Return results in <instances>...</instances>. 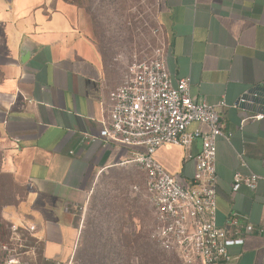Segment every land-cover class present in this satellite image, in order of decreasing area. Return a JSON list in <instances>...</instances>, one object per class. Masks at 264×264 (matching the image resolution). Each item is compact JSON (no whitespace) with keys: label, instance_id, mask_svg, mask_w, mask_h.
<instances>
[{"label":"crops","instance_id":"obj_1","mask_svg":"<svg viewBox=\"0 0 264 264\" xmlns=\"http://www.w3.org/2000/svg\"><path fill=\"white\" fill-rule=\"evenodd\" d=\"M157 17L172 84L189 79L192 100L227 105L221 115L229 138L216 141V223L223 227L234 214L255 229L230 249L229 264H264V179L252 190L231 189L235 173L264 178V118L248 119L264 115V102L233 107L254 93L264 99V0H158ZM121 84L108 75L73 4L0 0L1 169L24 189L3 216L35 227L28 234L47 261L71 264L81 234L76 210L94 181L144 152L100 137L109 92ZM195 129L207 131L195 123L187 131ZM200 147L199 140L164 145L154 159L190 184Z\"/></svg>","mask_w":264,"mask_h":264},{"label":"built area","instance_id":"obj_2","mask_svg":"<svg viewBox=\"0 0 264 264\" xmlns=\"http://www.w3.org/2000/svg\"><path fill=\"white\" fill-rule=\"evenodd\" d=\"M189 82L180 79L172 84L162 49L135 61L122 84L109 92L111 108L100 137L144 149L136 152L130 162L144 173L143 194L154 217L150 238L161 250L177 255L187 264H229L230 249L241 246L243 233L255 229L241 226L234 214L223 227L216 223V141L229 138L221 115L227 105L224 101L211 105L192 100ZM245 98L233 107L240 108ZM262 118L264 115L248 117ZM193 123L206 126L207 131H187ZM194 140H199L201 147L192 157V181L184 184L159 165L154 154L164 145L187 148ZM245 166L240 158V167ZM261 179L264 178L253 173L246 177L235 173L231 189L236 192L244 185L252 190ZM18 228L29 234L35 229L12 225V234Z\"/></svg>","mask_w":264,"mask_h":264},{"label":"rangeland","instance_id":"obj_3","mask_svg":"<svg viewBox=\"0 0 264 264\" xmlns=\"http://www.w3.org/2000/svg\"><path fill=\"white\" fill-rule=\"evenodd\" d=\"M65 1L78 8L84 34L108 75L119 84L132 63L165 47L157 17L158 0ZM2 158L0 145V196L4 205L0 226L9 224L4 211L15 206L24 192L2 173ZM143 184L144 175L134 164L106 171L94 181L87 202L76 210L81 234L71 264H143L138 257H127L124 252L125 247L133 249L137 244L161 253V264H187L177 255L157 246L158 249L151 240L154 217L143 194ZM10 233L7 243L0 242V264H38L36 243L28 238L31 236L27 234L22 239L21 235Z\"/></svg>","mask_w":264,"mask_h":264},{"label":"trees","instance_id":"obj_4","mask_svg":"<svg viewBox=\"0 0 264 264\" xmlns=\"http://www.w3.org/2000/svg\"><path fill=\"white\" fill-rule=\"evenodd\" d=\"M3 206L4 205L2 203V199H1V196H0V210H1V208ZM11 226H12L11 223L3 224V225L0 226V242H2L3 244L7 241V238L11 234L10 233L11 232L10 231ZM4 228H5V230H4ZM15 234H17V235L19 234V235H21L22 239H25L27 237L28 233L24 229L18 228L16 230ZM28 238H29V240H32V243H36V253L35 254H36V261H37L38 264H58V263H55V262L47 261L43 257L41 243L36 241V240H34L31 237H28ZM155 246L157 247L156 244H155ZM29 247H31V245ZM124 250H125L124 251L125 255H127V257H130V256L134 255V256L138 257L140 260H142L143 264H161V262L163 261L162 254L159 253V252H156L155 250H151L149 246H147V250H146L143 245L137 244V246L135 248H133V249L128 246V248L125 247ZM126 264H128V263H126Z\"/></svg>","mask_w":264,"mask_h":264},{"label":"water","instance_id":"obj_5","mask_svg":"<svg viewBox=\"0 0 264 264\" xmlns=\"http://www.w3.org/2000/svg\"><path fill=\"white\" fill-rule=\"evenodd\" d=\"M245 101L247 102L246 104V107L248 106V107H251V106H253L254 104H256V103H263L264 102V99L263 98H258L257 97V95L254 93V94H251V96L249 95V96H247L246 98H245Z\"/></svg>","mask_w":264,"mask_h":264}]
</instances>
